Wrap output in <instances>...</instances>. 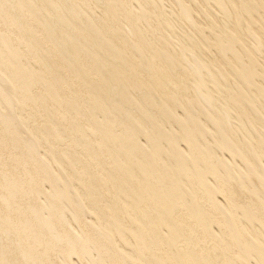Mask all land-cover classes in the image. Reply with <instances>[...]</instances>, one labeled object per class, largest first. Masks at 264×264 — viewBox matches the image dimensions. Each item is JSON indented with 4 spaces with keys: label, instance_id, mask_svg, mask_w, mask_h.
<instances>
[{
    "label": "bare ground",
    "instance_id": "obj_1",
    "mask_svg": "<svg viewBox=\"0 0 264 264\" xmlns=\"http://www.w3.org/2000/svg\"><path fill=\"white\" fill-rule=\"evenodd\" d=\"M0 264H264V0H0Z\"/></svg>",
    "mask_w": 264,
    "mask_h": 264
}]
</instances>
